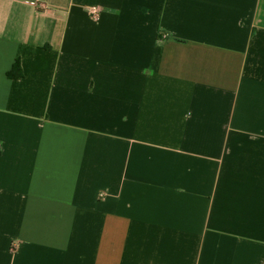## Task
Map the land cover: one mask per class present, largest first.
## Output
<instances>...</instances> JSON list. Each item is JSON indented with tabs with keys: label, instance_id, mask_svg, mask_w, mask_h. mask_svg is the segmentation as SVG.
Returning a JSON list of instances; mask_svg holds the SVG:
<instances>
[{
	"label": "crops",
	"instance_id": "0c3cea01",
	"mask_svg": "<svg viewBox=\"0 0 264 264\" xmlns=\"http://www.w3.org/2000/svg\"><path fill=\"white\" fill-rule=\"evenodd\" d=\"M0 264H264V0H0Z\"/></svg>",
	"mask_w": 264,
	"mask_h": 264
},
{
	"label": "trees",
	"instance_id": "16d2710c",
	"mask_svg": "<svg viewBox=\"0 0 264 264\" xmlns=\"http://www.w3.org/2000/svg\"><path fill=\"white\" fill-rule=\"evenodd\" d=\"M7 76H8L9 78H18V77L21 76V70H20L19 63H18V62H16V63L12 66V68H11V70L8 72Z\"/></svg>",
	"mask_w": 264,
	"mask_h": 264
},
{
	"label": "built area",
	"instance_id": "2783aa9c",
	"mask_svg": "<svg viewBox=\"0 0 264 264\" xmlns=\"http://www.w3.org/2000/svg\"><path fill=\"white\" fill-rule=\"evenodd\" d=\"M86 9H87V11L92 12L95 16L97 15V14H96V11L94 10L93 7H87Z\"/></svg>",
	"mask_w": 264,
	"mask_h": 264
}]
</instances>
